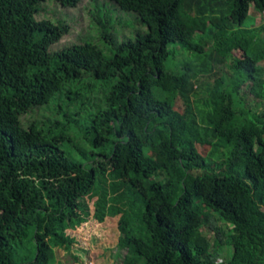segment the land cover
<instances>
[{"label":"trees","instance_id":"obj_1","mask_svg":"<svg viewBox=\"0 0 264 264\" xmlns=\"http://www.w3.org/2000/svg\"><path fill=\"white\" fill-rule=\"evenodd\" d=\"M50 1L82 0H0V264L117 217L122 264H264V0L96 2L100 39L58 52Z\"/></svg>","mask_w":264,"mask_h":264},{"label":"rangeland","instance_id":"obj_2","mask_svg":"<svg viewBox=\"0 0 264 264\" xmlns=\"http://www.w3.org/2000/svg\"><path fill=\"white\" fill-rule=\"evenodd\" d=\"M96 2L103 4L104 0H82L76 8H64L56 1H50L43 5L41 13L37 16L38 20L49 18L57 21L62 20L69 27V33L59 43L52 46L53 52L83 44L86 40L96 39L98 41L100 39V33L97 27L94 26V15L98 12L95 11ZM251 17L253 25H260L264 21V14H260L254 8L251 10ZM116 29L119 31L117 36H119L120 41L133 33L128 27L120 24L117 25ZM184 57V55L180 54L178 59H183ZM59 103L58 105L53 104L38 108L34 112L23 116L22 123L25 127L35 121L50 123L51 120L57 118V109L61 106ZM200 151L205 153V148L201 147ZM91 207H93V203ZM118 221L119 217L108 218L104 223L90 221L84 224L77 232L73 233L79 240L73 249L70 251H66L64 248L56 249L57 261L62 264H122L120 259L126 256L127 250L120 249L118 246L120 239ZM69 233L72 234V232ZM228 256V250L224 247L219 261H224Z\"/></svg>","mask_w":264,"mask_h":264}]
</instances>
